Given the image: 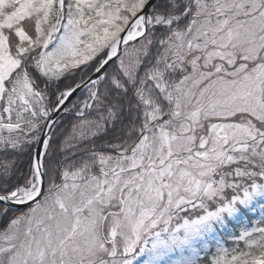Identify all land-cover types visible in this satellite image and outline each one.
Instances as JSON below:
<instances>
[{"label":"snow or ice","instance_id":"6c2138e0","mask_svg":"<svg viewBox=\"0 0 264 264\" xmlns=\"http://www.w3.org/2000/svg\"><path fill=\"white\" fill-rule=\"evenodd\" d=\"M0 264H264V0H0Z\"/></svg>","mask_w":264,"mask_h":264}]
</instances>
